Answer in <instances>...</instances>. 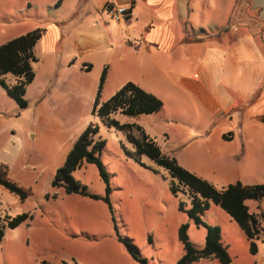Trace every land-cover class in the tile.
I'll use <instances>...</instances> for the list:
<instances>
[{
	"label": "rangeland",
	"instance_id": "374dc122",
	"mask_svg": "<svg viewBox=\"0 0 264 264\" xmlns=\"http://www.w3.org/2000/svg\"><path fill=\"white\" fill-rule=\"evenodd\" d=\"M205 1L213 7L218 4V0ZM211 17V11H203L198 20L208 25ZM5 80L14 82L11 76ZM91 81L93 88L95 82L91 86ZM51 85L42 79L31 83L26 89L25 109H20L0 87V165L7 167L11 181L27 191L26 199L21 200L0 186V215L4 220L6 216H30L16 228H5L0 241V264H139L119 238L129 241L147 264H176L184 255L178 239V229L184 223L189 224V242L195 249H202L205 229L197 228L178 209L180 201L189 207L188 198L172 194L164 169L144 156L141 161L146 168L142 167L125 154L123 147L132 149L125 134L92 112L97 93L90 91L74 106L54 109L53 105L63 102L51 95ZM107 90L100 93V104L116 93ZM40 99L42 109L38 106ZM183 103L184 108L179 110L172 106L151 115L125 117L117 113L112 117L120 124L136 123L169 157L176 158L177 152L172 151L181 147L180 164L218 190L236 181L243 186L264 185V122L253 119L248 128L219 125L212 116L196 114L189 103ZM88 126L97 128L96 139L105 142L100 159L109 176L111 209L102 200L106 196L105 184L93 164L83 163L72 176L99 200L69 195L63 188L50 185ZM221 134H230L232 141L222 143ZM215 152L225 163L241 162L239 179L214 174ZM245 204L250 212L264 214V199ZM201 218L221 229V242L231 264H264L263 234L256 242L258 252L253 255L246 234L219 206L212 204ZM261 228L264 231V222ZM191 264L219 263L200 260Z\"/></svg>",
	"mask_w": 264,
	"mask_h": 264
},
{
	"label": "crops",
	"instance_id": "0c3cea01",
	"mask_svg": "<svg viewBox=\"0 0 264 264\" xmlns=\"http://www.w3.org/2000/svg\"><path fill=\"white\" fill-rule=\"evenodd\" d=\"M110 5L131 16L110 19ZM203 11H211L208 25L198 20ZM36 30L32 84H52L51 95L63 102L54 109L96 94L105 71L101 93L132 83L161 100L162 110L187 102L230 127L264 117V0H218L216 7L205 0H0V46ZM180 148L173 158L193 174L180 164ZM219 152L214 174L239 179L241 162L225 163Z\"/></svg>",
	"mask_w": 264,
	"mask_h": 264
},
{
	"label": "trees",
	"instance_id": "16d2710c",
	"mask_svg": "<svg viewBox=\"0 0 264 264\" xmlns=\"http://www.w3.org/2000/svg\"><path fill=\"white\" fill-rule=\"evenodd\" d=\"M40 36L41 32L36 30L14 38L0 46V87L20 109H25L28 106L25 99L26 89L35 78L33 69V64L36 62L34 46ZM7 76L14 78V82H6L5 78ZM104 81L105 71L99 80L97 96L92 108L93 114H96L103 123L112 125L125 134L126 140L132 147L131 150L123 147L128 157L146 168L141 161L144 156L167 172L172 194L178 196L181 193L189 200V207H186L185 203L180 201L178 209L185 213L197 228H204L206 231L204 247L198 250L189 242L187 234L189 224L180 225L178 239L183 245L184 255L176 264H191L200 260H216L219 264H231L227 248L221 242V229L218 226L206 223L201 218L212 204L219 206L229 215L248 237L250 253L257 254L258 246L256 242L260 239L261 234L264 235L261 228V223L264 222V214L261 212L250 213L245 202L249 200L259 202L264 199V185L243 186L237 182L218 190L205 180L185 170L173 157L164 154L156 142L140 126L120 124L112 117L117 113L125 117L151 115L161 110L162 101L138 86L126 83L107 102L100 104L98 99ZM261 121L264 122V117ZM96 133L97 128L88 126L80 134L67 154L64 165L57 169L50 185L54 189L63 188L64 192L69 195L76 194L99 200L100 198L88 194L85 188L81 187L79 182L75 181L72 176V173L80 168L83 163L93 164L105 184L106 196L102 200L111 209L109 176L100 159L105 142L96 139ZM0 186L19 196L21 200L27 197V191L7 177V167L5 165H0ZM29 218V214H21L14 218L6 216L4 220L0 215V241L4 236L5 228H16ZM2 221L5 224H1ZM119 241L123 243L127 253L134 261L139 264H147L144 258L137 255L134 246L129 241L121 238H119Z\"/></svg>",
	"mask_w": 264,
	"mask_h": 264
},
{
	"label": "built area",
	"instance_id": "2783aa9c",
	"mask_svg": "<svg viewBox=\"0 0 264 264\" xmlns=\"http://www.w3.org/2000/svg\"><path fill=\"white\" fill-rule=\"evenodd\" d=\"M106 10L110 19L117 22L128 19L131 16V11L129 8L110 5Z\"/></svg>",
	"mask_w": 264,
	"mask_h": 264
}]
</instances>
